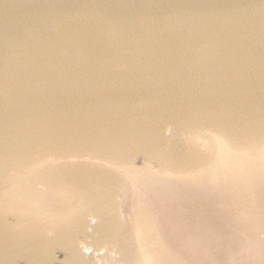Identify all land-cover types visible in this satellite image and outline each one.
Segmentation results:
<instances>
[{"label": "water", "instance_id": "95a60500", "mask_svg": "<svg viewBox=\"0 0 264 264\" xmlns=\"http://www.w3.org/2000/svg\"><path fill=\"white\" fill-rule=\"evenodd\" d=\"M0 264H264V0H0Z\"/></svg>", "mask_w": 264, "mask_h": 264}]
</instances>
